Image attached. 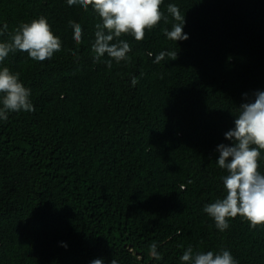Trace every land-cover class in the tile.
Wrapping results in <instances>:
<instances>
[{
    "label": "trees",
    "instance_id": "1",
    "mask_svg": "<svg viewBox=\"0 0 264 264\" xmlns=\"http://www.w3.org/2000/svg\"><path fill=\"white\" fill-rule=\"evenodd\" d=\"M170 3L187 40L164 35ZM161 10L169 22L142 41L123 35L130 62L109 69L91 50L101 22L91 8L0 0V41L43 16L62 44L43 62L18 51L0 64L35 108L0 120V264H183L189 246L264 264V226L238 215L221 232L203 211L225 195L217 145L231 143L239 105L264 91V0H163ZM161 51L178 57L154 63ZM259 165L264 174V151Z\"/></svg>",
    "mask_w": 264,
    "mask_h": 264
},
{
    "label": "clouds",
    "instance_id": "2",
    "mask_svg": "<svg viewBox=\"0 0 264 264\" xmlns=\"http://www.w3.org/2000/svg\"><path fill=\"white\" fill-rule=\"evenodd\" d=\"M69 6L79 5L85 11L91 8L100 17L101 22L95 24V40L91 46L94 60L104 61L111 69L113 60L130 62V44L121 39L123 35H131L142 41L146 31L155 28L163 20L167 24L168 16L161 10L163 0H67ZM167 13L175 23L171 30L163 32L171 41L187 40L188 34L183 31L185 14H181L175 4L167 5ZM73 28V39L77 44L82 42L83 29L79 23L69 21ZM8 31L7 23L0 26V36ZM62 44L54 35L46 17L40 16L30 22L21 23L9 33L7 41H0V64L10 53L26 52L30 59L43 62L51 59L55 52L61 50ZM77 56L76 52L72 53ZM151 55V53L149 54ZM176 51H161L155 56L154 63L168 58L175 60ZM132 85L138 79L132 77ZM247 93L244 94L247 98ZM254 99L239 105L235 115L234 127L225 133L230 144L217 145L218 166L226 170L222 177L225 195L204 206L203 211L215 222V227L223 232L227 230L229 220L238 215L248 221L252 228L264 226V174L259 171L261 152L264 151V91L253 93ZM31 89L20 80L19 73H13L8 67H0V120H7L12 112H33L35 108L30 99ZM63 244V242H62ZM67 247L66 244H63ZM156 244L151 249L156 254ZM159 259V255L156 254ZM183 264H238L230 250L193 252L189 246L180 257ZM90 264H104L103 259H94ZM111 264H116L115 260Z\"/></svg>",
    "mask_w": 264,
    "mask_h": 264
}]
</instances>
